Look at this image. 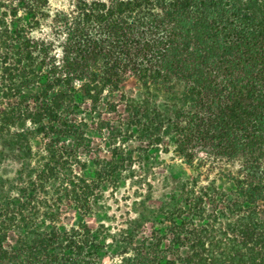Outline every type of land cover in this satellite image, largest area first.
<instances>
[{
  "label": "trees",
  "instance_id": "obj_1",
  "mask_svg": "<svg viewBox=\"0 0 264 264\" xmlns=\"http://www.w3.org/2000/svg\"><path fill=\"white\" fill-rule=\"evenodd\" d=\"M0 157V264H264V0H0Z\"/></svg>",
  "mask_w": 264,
  "mask_h": 264
},
{
  "label": "rangeland",
  "instance_id": "obj_2",
  "mask_svg": "<svg viewBox=\"0 0 264 264\" xmlns=\"http://www.w3.org/2000/svg\"><path fill=\"white\" fill-rule=\"evenodd\" d=\"M71 1L72 0H50V4L53 10L63 9L67 8ZM156 154L160 160V167H156L155 169L157 179H151V184L154 187L152 197L156 200H162L168 197V189L165 187L160 174L165 172L166 166H168L170 159L173 157V153L170 152L168 154V152L158 150ZM103 156H108V153L103 152ZM2 158L3 157H0V180H11L15 176L18 165L11 157L6 159ZM141 190L142 189H139L137 185L129 180H123L115 190L111 187H106L104 201L107 207V215L111 218H117V223L120 224L124 213L130 210L131 202L137 198H142L140 194L136 193L137 191L142 192ZM103 219L104 218H89L88 220L92 227L97 228ZM106 225L112 230L115 223L110 224L107 222Z\"/></svg>",
  "mask_w": 264,
  "mask_h": 264
}]
</instances>
